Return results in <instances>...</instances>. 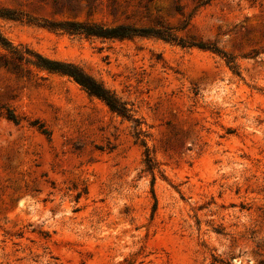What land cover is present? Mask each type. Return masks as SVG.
I'll use <instances>...</instances> for the list:
<instances>
[{
    "label": "rangeland",
    "instance_id": "rangeland-1",
    "mask_svg": "<svg viewBox=\"0 0 264 264\" xmlns=\"http://www.w3.org/2000/svg\"><path fill=\"white\" fill-rule=\"evenodd\" d=\"M0 34V264H264V0H0Z\"/></svg>",
    "mask_w": 264,
    "mask_h": 264
},
{
    "label": "trees",
    "instance_id": "trees-1",
    "mask_svg": "<svg viewBox=\"0 0 264 264\" xmlns=\"http://www.w3.org/2000/svg\"><path fill=\"white\" fill-rule=\"evenodd\" d=\"M50 28L54 30H60L70 35L99 37L104 39H123L136 35H153L162 38L166 41L175 40V38L168 31H153L150 29L135 28L131 25L125 24H119L115 26H104L102 24L96 23H82L72 20H66L61 22H51ZM197 45L201 48H206L216 53H221L220 50H218V48L214 46H207L203 43H199ZM0 46L7 50L12 48L14 50V46H12V44L7 41L1 34ZM33 55L36 57V60L32 63L36 67L45 69L49 72L70 77L78 85H80L89 95L94 96L103 101L112 112L126 119H131L129 109L126 107V103L120 100V98H118L114 92L106 88L101 82L97 81L92 76L83 72V70L77 65L70 62L52 60L34 52ZM223 56H225V54H223ZM226 63L228 64L231 70L236 72V68L231 59H227ZM7 118L15 123L18 121L15 114L11 111L7 112ZM146 159H148L147 152Z\"/></svg>",
    "mask_w": 264,
    "mask_h": 264
}]
</instances>
